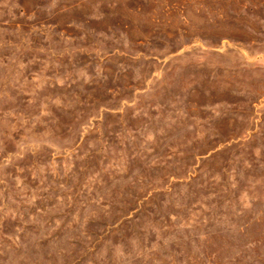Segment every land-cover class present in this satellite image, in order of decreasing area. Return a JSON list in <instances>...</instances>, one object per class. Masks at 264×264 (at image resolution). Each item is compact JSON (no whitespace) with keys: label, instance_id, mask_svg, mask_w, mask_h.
Here are the masks:
<instances>
[{"label":"rangeland","instance_id":"obj_1","mask_svg":"<svg viewBox=\"0 0 264 264\" xmlns=\"http://www.w3.org/2000/svg\"><path fill=\"white\" fill-rule=\"evenodd\" d=\"M168 2L0 0V264H264V86Z\"/></svg>","mask_w":264,"mask_h":264},{"label":"crops","instance_id":"obj_2","mask_svg":"<svg viewBox=\"0 0 264 264\" xmlns=\"http://www.w3.org/2000/svg\"><path fill=\"white\" fill-rule=\"evenodd\" d=\"M129 1H134L133 6H147L149 0ZM166 6L175 8L176 37L190 39V43H178L176 54L214 55L221 57L216 63H239L233 66L243 72L237 79L245 82L239 85L264 86V0H175Z\"/></svg>","mask_w":264,"mask_h":264}]
</instances>
